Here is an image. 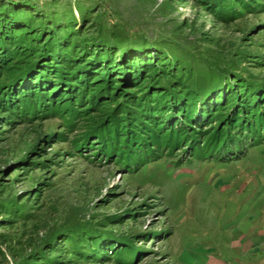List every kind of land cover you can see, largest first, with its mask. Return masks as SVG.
<instances>
[{"label": "rangeland", "instance_id": "rangeland-1", "mask_svg": "<svg viewBox=\"0 0 264 264\" xmlns=\"http://www.w3.org/2000/svg\"><path fill=\"white\" fill-rule=\"evenodd\" d=\"M1 29L0 264H264V0H0Z\"/></svg>", "mask_w": 264, "mask_h": 264}, {"label": "trees", "instance_id": "trees-1", "mask_svg": "<svg viewBox=\"0 0 264 264\" xmlns=\"http://www.w3.org/2000/svg\"><path fill=\"white\" fill-rule=\"evenodd\" d=\"M6 29L3 27L2 29L5 31L6 30V32H8L7 30H9L10 28V31L12 32V25L11 24H9L8 23V21H6ZM1 29V33H0V39L3 37V36H5L2 32H3V30ZM7 36V35H6ZM49 54H50V52H49ZM4 56H5V53L3 52V50L1 51L0 50V65H4L5 63H7V61H6V58H4ZM107 62H108V60H107ZM144 65H147L146 67H145V73H152V72H154L155 71V66L153 67V65H149V63L151 62L149 59H143L142 61H141ZM98 64H99V62H97ZM106 63V62H105ZM109 63H110V61L106 64L107 66L109 65ZM118 65H120V66H123V68H126V70H128V71H131L130 72V76H131V78L134 80H131V82H130V84L131 85H136L135 83H136V81H137V77L139 76V73H137L134 69H133V66H134V62H131V61H127V62H124V63H119ZM105 66V65H104ZM117 66V65H116ZM141 75V74H140ZM135 79H136V81H135ZM75 80H77V82L83 87L85 84H86V76L84 75V76H80V77H77ZM102 83H105V82H101L100 81V84H102ZM183 83L181 82V86H180V88L182 89L183 88V85H182ZM43 86H45V84H42V83H40V84H34V82L32 83H30V85H29V87H27L25 90H38V89H40V88H43ZM135 87H138V86H135ZM32 93H33V91H32ZM71 97H75L74 95H75V93L74 92H72L71 91V93H68ZM60 97V96H59ZM183 99H184V101L183 102H181L180 104H177V101H174V106L173 107H175L176 109L178 108L179 110H182V111H185V110H187V109H189V110H191L190 108H192V106H193V102H195V96L193 95V93L191 92V91H189V92H186V95L183 97ZM191 102V103H190ZM145 103H146V106H145V108L147 109V111L149 110V111H155V109L154 108H152L151 106H149V105H152L153 103H151V102H148V101H145ZM173 103V102H172ZM149 104V105H148ZM155 105V104H154ZM151 107V108H150ZM245 107V106H244ZM246 107H248L247 109H251V108H249V106H247L246 105ZM245 107V108H246ZM245 108H242L241 110H245ZM162 109V108H161ZM157 110V109H156ZM239 111L238 113H241L242 111ZM253 110V109H252ZM153 111V112H154ZM256 114H255V111L253 112V114L252 115H250V117L252 118L251 119V121H249V122H252L253 124H260V115L258 114L257 116H255ZM235 118V117H234ZM187 119H189V118H187ZM236 119V118H235ZM235 119H233V120H235ZM245 121H247L246 119H245ZM263 123V122H262ZM109 124H110V126H111V130H115L116 128H115V125L113 124V123H110L109 122ZM215 133V132H214ZM214 133L212 134V136L210 137V138H212L211 140L212 141H214L215 143H212L213 144V146L214 145H216L217 144V142H219V140L218 141H216L218 138V135L219 134H217V133H215V136H214Z\"/></svg>", "mask_w": 264, "mask_h": 264}]
</instances>
